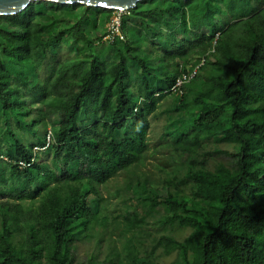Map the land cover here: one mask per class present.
<instances>
[{
  "label": "trees",
  "instance_id": "trees-1",
  "mask_svg": "<svg viewBox=\"0 0 264 264\" xmlns=\"http://www.w3.org/2000/svg\"><path fill=\"white\" fill-rule=\"evenodd\" d=\"M114 12L34 1L0 15V264H113L75 263L96 225L97 242L131 233L129 259L156 214L189 232L132 264L159 248L170 264H264V0H143L122 13L125 39L104 41ZM150 115L179 163L159 187L129 176L155 205L110 226L99 186L142 161Z\"/></svg>",
  "mask_w": 264,
  "mask_h": 264
},
{
  "label": "rangeland",
  "instance_id": "rangeland-1",
  "mask_svg": "<svg viewBox=\"0 0 264 264\" xmlns=\"http://www.w3.org/2000/svg\"><path fill=\"white\" fill-rule=\"evenodd\" d=\"M159 116V118H155L151 115L149 116L150 127L147 134L148 149L144 152L142 161L135 166H131L126 171L118 172L106 183L99 186V192L103 199L101 203V215L108 216V223L110 226H112L111 224H116L121 221L119 217L120 215H125L127 208L136 207L140 215H142L145 212L143 211V206L146 210H150L155 205L154 202H146L142 205L137 204V199L132 196L133 191L127 190L125 187L129 176L136 174L141 179L147 177L151 186L159 187L163 184L166 178H171L175 165L179 163V157L167 144L166 139L163 138L162 125L164 123V118L161 115ZM211 145L212 143L210 142L209 147ZM219 145L225 146L223 143H220ZM39 156L41 159L50 160V157L43 152ZM216 156L217 155H215V157ZM217 159L224 160V157L219 156ZM171 186L172 189L178 187L180 188V186L174 181H171ZM57 203V199L52 200L53 210H55ZM156 216L158 217L159 214H156L155 217L148 216L146 220L147 223L142 229H140L141 233L136 234L137 238L143 239L144 245H139V249H137L136 252L133 251V254L131 255L132 258L130 257L128 259V257H125V251L122 250L123 243L131 236L130 232L121 235L118 234V229L113 228L112 234H105L102 240L97 242L93 233L98 235L97 231L100 233L103 229L100 225H96L94 229L97 231H94L93 229L92 236L90 238L80 239L76 242L75 263L85 262L90 259L91 256H95L97 260L101 262L113 257V264L139 263L141 258L143 259L146 254L148 255V251L152 247L153 240L158 238L162 233L170 234L178 240H182L188 234V228L180 227L176 223H169L166 226H163L165 228L163 229V227H160L157 222L155 223ZM121 225L122 224L119 226ZM109 245L114 247L119 252V255L110 254V249L112 247ZM161 251V248L155 251V264H170L175 256V253L172 251L170 253L162 254Z\"/></svg>",
  "mask_w": 264,
  "mask_h": 264
},
{
  "label": "water",
  "instance_id": "water-1",
  "mask_svg": "<svg viewBox=\"0 0 264 264\" xmlns=\"http://www.w3.org/2000/svg\"><path fill=\"white\" fill-rule=\"evenodd\" d=\"M49 1L59 4H81L110 10H129L143 0H0V15H14L25 9L31 2Z\"/></svg>",
  "mask_w": 264,
  "mask_h": 264
},
{
  "label": "built area",
  "instance_id": "built-area-1",
  "mask_svg": "<svg viewBox=\"0 0 264 264\" xmlns=\"http://www.w3.org/2000/svg\"><path fill=\"white\" fill-rule=\"evenodd\" d=\"M115 12L113 13L112 17L110 18V20L106 23L105 26V34L103 35L102 39L104 41H114L115 39H120V40H124L125 39V35L121 30V17H122V13L124 11L122 10H114ZM186 80V76L182 75L180 77H178L175 81V83L173 84V86L171 87V90H177L180 88V86L182 85V83ZM44 148V147H43ZM35 150L39 149V148H34ZM41 149V148H40ZM30 163L25 162V161H19V168H23V167H27L29 166Z\"/></svg>",
  "mask_w": 264,
  "mask_h": 264
}]
</instances>
